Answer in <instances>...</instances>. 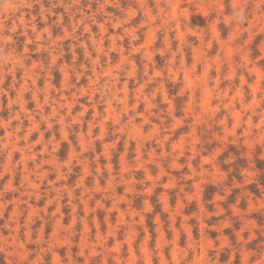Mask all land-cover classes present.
Listing matches in <instances>:
<instances>
[{
  "label": "rangeland",
  "instance_id": "1",
  "mask_svg": "<svg viewBox=\"0 0 264 264\" xmlns=\"http://www.w3.org/2000/svg\"><path fill=\"white\" fill-rule=\"evenodd\" d=\"M26 3L0 84L3 264L264 250V0Z\"/></svg>",
  "mask_w": 264,
  "mask_h": 264
},
{
  "label": "clouds",
  "instance_id": "2",
  "mask_svg": "<svg viewBox=\"0 0 264 264\" xmlns=\"http://www.w3.org/2000/svg\"><path fill=\"white\" fill-rule=\"evenodd\" d=\"M31 7L26 3V0H0V84L3 83V78L10 74V70L13 69V65L16 61L7 54V46L11 43L8 39L16 31V20L22 12H25ZM242 10L235 11V18L243 20L241 14ZM12 251V249H9ZM264 250L256 249L254 254H249L247 257V264H264ZM10 264H17L15 255L10 256ZM0 264H3V260L0 259ZM20 264H27V259L20 262Z\"/></svg>",
  "mask_w": 264,
  "mask_h": 264
},
{
  "label": "trees",
  "instance_id": "3",
  "mask_svg": "<svg viewBox=\"0 0 264 264\" xmlns=\"http://www.w3.org/2000/svg\"><path fill=\"white\" fill-rule=\"evenodd\" d=\"M207 197H208V193H206V195H205V197H204V198L206 199Z\"/></svg>",
  "mask_w": 264,
  "mask_h": 264
}]
</instances>
